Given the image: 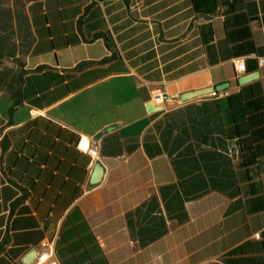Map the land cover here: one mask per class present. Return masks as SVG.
<instances>
[{"label": "crops", "instance_id": "crops-1", "mask_svg": "<svg viewBox=\"0 0 264 264\" xmlns=\"http://www.w3.org/2000/svg\"><path fill=\"white\" fill-rule=\"evenodd\" d=\"M26 14L0 58V264H264V0Z\"/></svg>", "mask_w": 264, "mask_h": 264}, {"label": "trees", "instance_id": "trees-1", "mask_svg": "<svg viewBox=\"0 0 264 264\" xmlns=\"http://www.w3.org/2000/svg\"><path fill=\"white\" fill-rule=\"evenodd\" d=\"M6 1L0 0V58L12 55L13 47L8 40L14 38L17 34L16 30L24 28L23 24H25L27 19L26 7L28 1L31 0H9L7 3ZM4 69H0V83L3 80L1 73L4 72ZM20 82L21 78L18 75L12 78L11 84L13 87H17Z\"/></svg>", "mask_w": 264, "mask_h": 264}, {"label": "built area", "instance_id": "built-area-1", "mask_svg": "<svg viewBox=\"0 0 264 264\" xmlns=\"http://www.w3.org/2000/svg\"><path fill=\"white\" fill-rule=\"evenodd\" d=\"M237 69L239 72L245 71L246 64L243 59H240L237 62ZM225 94H229L226 92ZM153 100L158 104H163L164 102L170 100V95L167 92L164 91H157L154 96ZM78 148L81 151H84L91 155V157L95 160L99 156V142L96 139L93 140H87V139H81ZM236 148V145H233V150ZM26 264H61L59 258L50 253L47 250H42L37 253L34 260L30 263Z\"/></svg>", "mask_w": 264, "mask_h": 264}, {"label": "water", "instance_id": "water-1", "mask_svg": "<svg viewBox=\"0 0 264 264\" xmlns=\"http://www.w3.org/2000/svg\"><path fill=\"white\" fill-rule=\"evenodd\" d=\"M206 92V90H199V91H194V92H190V93H187L186 94V97L187 98H190V97H193V96H196V95H199V94H202Z\"/></svg>", "mask_w": 264, "mask_h": 264}, {"label": "rangeland", "instance_id": "rangeland-1", "mask_svg": "<svg viewBox=\"0 0 264 264\" xmlns=\"http://www.w3.org/2000/svg\"><path fill=\"white\" fill-rule=\"evenodd\" d=\"M9 2V0L6 1V3ZM1 92V91H0Z\"/></svg>", "mask_w": 264, "mask_h": 264}]
</instances>
